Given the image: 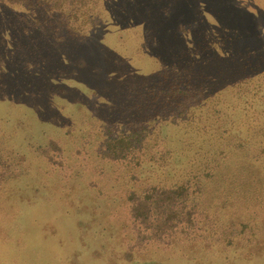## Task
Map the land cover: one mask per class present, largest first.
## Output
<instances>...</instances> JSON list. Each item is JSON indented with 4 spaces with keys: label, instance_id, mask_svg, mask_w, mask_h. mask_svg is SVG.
I'll return each mask as SVG.
<instances>
[{
    "label": "rangeland",
    "instance_id": "374dc122",
    "mask_svg": "<svg viewBox=\"0 0 264 264\" xmlns=\"http://www.w3.org/2000/svg\"><path fill=\"white\" fill-rule=\"evenodd\" d=\"M23 4L0 0V264H264V0H107L76 40L56 23L55 46L22 31ZM182 103L225 159L196 223L158 241L129 199L153 163L130 181L106 151L144 128L179 137ZM231 227L235 242L216 241Z\"/></svg>",
    "mask_w": 264,
    "mask_h": 264
},
{
    "label": "trees",
    "instance_id": "16d2710c",
    "mask_svg": "<svg viewBox=\"0 0 264 264\" xmlns=\"http://www.w3.org/2000/svg\"><path fill=\"white\" fill-rule=\"evenodd\" d=\"M105 1L107 0H31V5L23 4V8L35 14L34 18L17 16L18 24L20 27L23 25L22 31L25 33L28 32L26 30L28 25H37L36 30L40 36L56 45L59 36L62 35L59 26H56V23H59L76 40L89 30L93 18L103 22L106 20L101 10V5ZM181 106L182 112L169 118L177 128L183 129L182 135L177 134L179 137H176V134L164 136L155 130L147 132L144 128L137 134L136 139L130 134L111 138L106 151L107 159L123 162L130 175V181L140 180L137 174L138 167L147 162L153 163L154 182L152 185H146V188L139 189L137 193L132 190L129 199L134 201V210H137L139 217L155 225L154 231L157 234L155 239L158 241L174 235L172 232L179 227L180 221L191 226L196 223L202 207L200 183L205 178L213 177L225 159L224 151L218 150L219 153L212 151V147L215 146L212 143L216 141L215 133L210 128L208 119L202 115V110L198 108L199 110L192 111L190 103H182ZM180 116L184 117L181 121L178 119ZM73 130L74 127L67 134H72ZM263 156L264 147L255 154L258 159ZM177 204L180 210L173 209ZM151 206L155 208L154 214L150 211ZM165 207L166 209L171 207L172 215L160 224L165 217L160 210ZM194 207L197 210L195 212ZM183 209H188L185 215ZM198 230L199 228L187 231L188 236L202 238V235L197 234ZM209 232L208 239L215 235L213 230ZM242 233L243 230L239 232L232 227L229 230H221L217 232L216 241L231 244Z\"/></svg>",
    "mask_w": 264,
    "mask_h": 264
}]
</instances>
